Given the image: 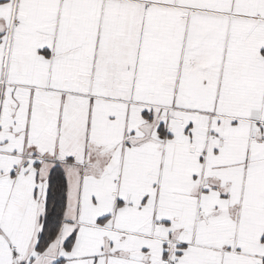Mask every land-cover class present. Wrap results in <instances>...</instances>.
Here are the masks:
<instances>
[{"label": "snow or ice", "instance_id": "6c2138e0", "mask_svg": "<svg viewBox=\"0 0 264 264\" xmlns=\"http://www.w3.org/2000/svg\"><path fill=\"white\" fill-rule=\"evenodd\" d=\"M0 264H264V0H0Z\"/></svg>", "mask_w": 264, "mask_h": 264}]
</instances>
